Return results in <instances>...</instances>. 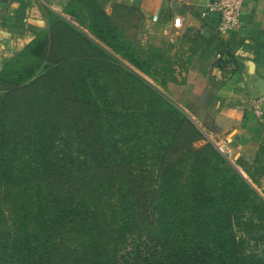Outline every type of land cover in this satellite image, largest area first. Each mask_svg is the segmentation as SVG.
Wrapping results in <instances>:
<instances>
[{
    "label": "trees",
    "instance_id": "16d2710c",
    "mask_svg": "<svg viewBox=\"0 0 264 264\" xmlns=\"http://www.w3.org/2000/svg\"><path fill=\"white\" fill-rule=\"evenodd\" d=\"M65 15L48 12L51 33L0 71L8 81L29 57L13 83L30 90L26 116L37 121L9 126V90L0 115V264H264V194L255 179L85 32L115 53L133 49L96 0H76ZM134 54L129 61L149 76ZM118 73L127 84L116 92L105 78ZM122 91L131 104L120 107ZM199 140L206 144L193 148Z\"/></svg>",
    "mask_w": 264,
    "mask_h": 264
},
{
    "label": "crops",
    "instance_id": "0c3cea01",
    "mask_svg": "<svg viewBox=\"0 0 264 264\" xmlns=\"http://www.w3.org/2000/svg\"><path fill=\"white\" fill-rule=\"evenodd\" d=\"M75 1L0 0V71L47 30L48 12L65 17ZM96 1L125 40L145 46L161 39L176 53L168 56L181 63L178 81L191 84L192 118L264 192V116L256 117L248 103L264 94V0H245L241 27L223 35L200 18L209 0Z\"/></svg>",
    "mask_w": 264,
    "mask_h": 264
},
{
    "label": "rangeland",
    "instance_id": "374dc122",
    "mask_svg": "<svg viewBox=\"0 0 264 264\" xmlns=\"http://www.w3.org/2000/svg\"><path fill=\"white\" fill-rule=\"evenodd\" d=\"M67 18L69 19V17H67ZM115 24L120 29L119 25L117 23H115ZM50 30L51 29L49 28V25H48L47 30L45 32H43L42 35L50 32ZM84 30L94 41H97L99 44L104 46L112 54L113 57L122 61L124 63V65H126L128 68H130L133 71L137 72L138 74L142 75L147 81H149L151 84H153L159 90H161L166 96L170 97L173 102H175L176 104H179L184 109V111L189 114V116L191 118L194 117L192 114L193 109L192 110L187 109V107H189L193 103V101H190L191 93L189 92V87L191 86V84H187V83L183 84V83L178 81L179 78L176 76V72H177L176 66L181 67L180 66L181 63L175 59H173V61L171 59H169V56L174 57L173 54H176V53H173V51L170 50L169 47L164 42H162L161 39H155L151 43H149L148 45H145V46H142L140 44H139V46H137V44L134 45L133 43H131L133 45L134 51H133V49L131 51L129 49H126L125 51H122V53L118 54V53H115L114 51H112L111 49H109L106 45L102 44L99 40H97L93 35H91V33L88 31V29H84ZM59 35L60 34H58L57 36H59ZM125 42H129V41L125 40ZM66 53H67V55H65V56H69V50ZM132 53H135L136 54V55L134 54L135 57H138L140 59V63L144 67V72L148 73L149 76H146L143 73H141L129 61L128 57L134 58ZM28 58L29 57L20 58L19 63L15 64V65H18L16 67V68H18V70L12 71L10 73L11 74L10 80H8V81H6L5 79L0 80V115H3L2 106L4 105L5 99L8 98L9 90L13 89V94L10 95L11 98H9V101H10V105L8 106L9 110L7 111L5 116H6V119L8 121L9 126L13 127L14 129L18 128L20 123L31 124V123L37 122L36 120H34L32 122V119L29 116H26L27 108H26V106L24 107V101H26V98L28 97L30 90H24L20 87L15 88L17 84L13 83V80H15L17 78L23 79L22 77L25 75L26 71H28L27 69H29V67H27L26 62L31 61ZM96 68H97V66L94 68L95 69L94 71H96ZM19 70H20V72H19ZM116 71H120V70L117 68ZM102 73H100L101 76L103 75ZM106 73H109L108 69H106ZM118 74L120 76L116 75L115 80H114V78L112 80L109 79V77L105 78L108 82H110V85H112L114 83V87L116 89V92L117 91L119 92L122 89H124L126 84H127L126 80H125V76L122 73H118ZM37 89L42 90L41 88H37ZM59 90H61V89L58 88V91ZM122 93H123V91L120 92V94L116 96L115 104L117 106H120V107L125 106L127 104H131L130 102H128L126 99H124L122 97ZM190 102H192V103H190ZM62 107H64V105H62ZM68 107H69V105H68ZM17 123H18V125H17ZM210 141H212V140H210ZM213 143L215 144V142H213ZM205 144H206L205 141L199 140V141L194 142L192 146H193V148H200V147L204 146ZM186 151H187V149L181 148V149H176L173 153L172 152L171 153L173 154V157L175 159L179 158L178 160H180L181 157L184 156ZM221 153H223L225 155L226 154L225 149ZM230 162L240 170L241 165L239 163H236L232 160H230ZM245 171L248 173L249 176H251V174L248 172V170L245 169ZM67 184H69V183H67ZM254 186L256 188H258L259 192L264 194V192L261 191L259 187H257V184H254ZM2 209H4L3 216L5 217V219L9 220V222L11 223V221L15 215V211H13L11 209V205L5 206ZM68 245H69V243H68ZM133 250H134L133 245H131L129 243L127 245H123V247L120 251V254L125 259H127V258L130 259L131 256H133ZM67 256L69 258V254ZM61 258H62V256H61ZM63 258H65V261L62 264H69V259H67L66 257H63Z\"/></svg>",
    "mask_w": 264,
    "mask_h": 264
},
{
    "label": "built area",
    "instance_id": "2783aa9c",
    "mask_svg": "<svg viewBox=\"0 0 264 264\" xmlns=\"http://www.w3.org/2000/svg\"><path fill=\"white\" fill-rule=\"evenodd\" d=\"M245 0H209L200 14V18L208 22L217 34H230L239 30L243 21ZM156 20V18H155ZM182 18L174 20V26L180 28ZM256 117L264 116V94L253 96L248 101ZM221 152L224 148L217 147Z\"/></svg>",
    "mask_w": 264,
    "mask_h": 264
},
{
    "label": "water",
    "instance_id": "95a60500",
    "mask_svg": "<svg viewBox=\"0 0 264 264\" xmlns=\"http://www.w3.org/2000/svg\"><path fill=\"white\" fill-rule=\"evenodd\" d=\"M193 120V119H192ZM194 121V120H193ZM195 122V121H194ZM196 123V122H195ZM197 124V123H196ZM213 142V141H212Z\"/></svg>",
    "mask_w": 264,
    "mask_h": 264
}]
</instances>
